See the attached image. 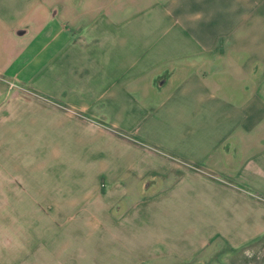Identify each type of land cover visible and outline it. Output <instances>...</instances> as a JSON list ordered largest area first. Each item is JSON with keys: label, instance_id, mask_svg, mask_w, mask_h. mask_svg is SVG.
<instances>
[{"label": "crops", "instance_id": "0c3cea01", "mask_svg": "<svg viewBox=\"0 0 264 264\" xmlns=\"http://www.w3.org/2000/svg\"><path fill=\"white\" fill-rule=\"evenodd\" d=\"M264 260V0H0V264Z\"/></svg>", "mask_w": 264, "mask_h": 264}, {"label": "rangeland", "instance_id": "374dc122", "mask_svg": "<svg viewBox=\"0 0 264 264\" xmlns=\"http://www.w3.org/2000/svg\"><path fill=\"white\" fill-rule=\"evenodd\" d=\"M253 261L255 264H264V260L261 261L260 259H257V256H254L253 259H250V262Z\"/></svg>", "mask_w": 264, "mask_h": 264}]
</instances>
